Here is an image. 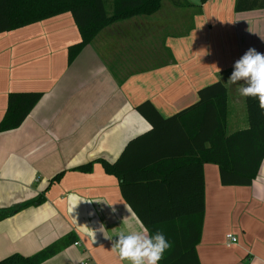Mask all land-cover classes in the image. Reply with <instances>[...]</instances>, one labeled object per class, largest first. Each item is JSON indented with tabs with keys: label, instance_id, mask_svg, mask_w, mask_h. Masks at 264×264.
<instances>
[{
	"label": "crops",
	"instance_id": "1",
	"mask_svg": "<svg viewBox=\"0 0 264 264\" xmlns=\"http://www.w3.org/2000/svg\"><path fill=\"white\" fill-rule=\"evenodd\" d=\"M104 1L108 16L123 10ZM187 1L113 20L72 61L68 50L81 37L69 13L0 34V121L8 94H41L17 129L0 133V214L43 197L0 220V260L32 256L73 234L78 245L41 264H127L113 251L115 236L145 228L97 160L113 164L151 129L136 111L141 103L168 118L220 81L227 133L247 128L244 97L227 80L247 49L264 53V9ZM90 162L89 171L78 170ZM203 174L200 264H264V160L248 187H222L212 164ZM226 234L237 244L227 247Z\"/></svg>",
	"mask_w": 264,
	"mask_h": 264
},
{
	"label": "trees",
	"instance_id": "2",
	"mask_svg": "<svg viewBox=\"0 0 264 264\" xmlns=\"http://www.w3.org/2000/svg\"><path fill=\"white\" fill-rule=\"evenodd\" d=\"M163 1L190 6L187 0H114L115 8L123 10L108 16L104 0H0V34L69 13L81 37L68 50L72 61L113 20L153 15ZM255 9H264V0H236L238 13ZM197 96L195 103L168 118L150 102L141 103L136 111L151 129L129 141L113 164L97 160L106 174L118 179L122 197L148 233L162 232L171 242L159 264H200L196 246L205 211V164L217 166L222 187H248L264 160V110L258 98L244 97L248 126L228 134L226 86L215 82L199 89ZM40 97L37 92L8 94L0 133L17 129ZM92 163L78 170L87 172ZM42 201L38 196L1 213L0 220ZM75 241L68 234L32 256L14 254L0 264H41Z\"/></svg>",
	"mask_w": 264,
	"mask_h": 264
},
{
	"label": "clouds",
	"instance_id": "3",
	"mask_svg": "<svg viewBox=\"0 0 264 264\" xmlns=\"http://www.w3.org/2000/svg\"><path fill=\"white\" fill-rule=\"evenodd\" d=\"M227 84L238 85L242 97L258 98L259 106L264 110V53L254 48L247 49L234 62ZM115 237L113 251L127 264H159L171 247V242L159 231L153 234H149L147 229L121 231Z\"/></svg>",
	"mask_w": 264,
	"mask_h": 264
},
{
	"label": "built area",
	"instance_id": "4",
	"mask_svg": "<svg viewBox=\"0 0 264 264\" xmlns=\"http://www.w3.org/2000/svg\"><path fill=\"white\" fill-rule=\"evenodd\" d=\"M225 238H226V240H227V244H226L227 247H230V246H232V245H235V244H237V242H238L237 238L234 237V236L231 235V234H226ZM74 245H78V243L75 242Z\"/></svg>",
	"mask_w": 264,
	"mask_h": 264
}]
</instances>
